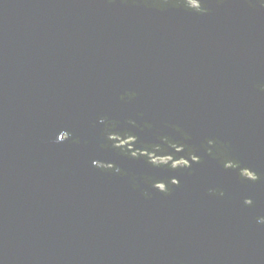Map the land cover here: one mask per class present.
I'll use <instances>...</instances> for the list:
<instances>
[{"label":"water","instance_id":"1","mask_svg":"<svg viewBox=\"0 0 264 264\" xmlns=\"http://www.w3.org/2000/svg\"><path fill=\"white\" fill-rule=\"evenodd\" d=\"M192 2L0 0V264H264V7Z\"/></svg>","mask_w":264,"mask_h":264},{"label":"clouds","instance_id":"2","mask_svg":"<svg viewBox=\"0 0 264 264\" xmlns=\"http://www.w3.org/2000/svg\"><path fill=\"white\" fill-rule=\"evenodd\" d=\"M114 0H108V3H113ZM129 2H131V4H137L138 2H142L144 3L145 5H148V0H121V3L123 4H128ZM198 2H202L203 3V0H198ZM246 2L248 3V0H246ZM192 3V0H152L151 4L148 5L150 7H156V8H163L164 5L168 4V5H171L173 7H181V5L183 4H191ZM215 3L217 5H223L224 3H226V0H215ZM257 3L261 6V7H264V0H257ZM203 5L205 6V4L203 3ZM185 8V7H184ZM206 12H211V9L206 7ZM187 9V8H185ZM188 10V9H187ZM255 87H257L260 91H264V84H257L255 85ZM67 134V130H62L60 131L59 135H58V141L59 142H63V141H67L65 136ZM76 139V138H75ZM73 139V143H74V140ZM85 143H87L85 141ZM94 163V162H93ZM131 186L133 189H136L134 187V181L131 180ZM152 188V187H151ZM153 189V188H152ZM154 190V189H153ZM161 190L162 189V186H161ZM160 193V192H159ZM141 194L147 199V198H151V193L148 192V191H141ZM247 200V199H245ZM244 200V201H245ZM252 200V199H251ZM245 204V203H244ZM257 219V218H256Z\"/></svg>","mask_w":264,"mask_h":264},{"label":"rangeland","instance_id":"3","mask_svg":"<svg viewBox=\"0 0 264 264\" xmlns=\"http://www.w3.org/2000/svg\"><path fill=\"white\" fill-rule=\"evenodd\" d=\"M197 4L198 3L192 2L191 4H188V5H190L191 7H196ZM107 138L110 139V140H114L115 142L118 141V144L121 145V146L127 144L128 147H127L126 150L128 152H130V153L134 152L132 147H129V145H135V138L134 137H131V136H128V135L119 134V135H110ZM113 146L117 148V146L115 144H113ZM119 148H121V147H119ZM119 148H117V149H119ZM171 148H173V150H175V151H179L180 150V147H178V146L171 145ZM141 153L142 154H146L149 157L148 158L149 162H151L153 165H157V162L165 163L167 161L168 157H169V155L152 157L147 151H144V150L141 151ZM132 157L138 158V155H132ZM193 157H194V161H195L196 158H195V156H193ZM187 163H188V161L182 160V161L174 162V163H171V164H172V167L175 168V167H178V166H181V165H186L187 166ZM243 173H247V171H244ZM248 176L250 177L251 173H249ZM172 182L174 183L175 181H172ZM161 186H162V189H163L164 188V184H162V183H157V184L154 185L155 189H157L158 191H162L161 190Z\"/></svg>","mask_w":264,"mask_h":264},{"label":"bare ground","instance_id":"4","mask_svg":"<svg viewBox=\"0 0 264 264\" xmlns=\"http://www.w3.org/2000/svg\"><path fill=\"white\" fill-rule=\"evenodd\" d=\"M110 135H112V134H109L108 136H110ZM128 136H131V137H134L135 138V135H128ZM126 138V137H125ZM162 148H168V149H171L176 155H178V153H179V151H175V150H173V148H171V143L168 141L167 143H164V145H162ZM141 151H143V150H141ZM155 151H158V150H155ZM155 151H154V153H155ZM141 155H142V157L147 161V162H149V160H148V156L146 155V154H142L141 153ZM186 161H188V163H191V162H196V160L194 161V159H192V156L191 157H189V158H187V159H185ZM149 163H151V162H149ZM148 163V164H149ZM166 163V162H165ZM165 163H161V162H157V165L156 166H158V167H160V166H164V164ZM168 171H189V167H186V165H181V166H178V167H172V164L170 163V164H168ZM244 171H249V170H244ZM244 171H242V172H244ZM250 172V171H249ZM247 177V176H246ZM247 178H249V179H253V178H250V177H247ZM165 180H166V183H167V186H168V188H173V187H175V182L173 183L172 181L173 180H170V179H167V178H165ZM164 193H166L165 192V188H163V190H162Z\"/></svg>","mask_w":264,"mask_h":264},{"label":"trees","instance_id":"5","mask_svg":"<svg viewBox=\"0 0 264 264\" xmlns=\"http://www.w3.org/2000/svg\"><path fill=\"white\" fill-rule=\"evenodd\" d=\"M190 6V5H189ZM123 135H125V134H123ZM111 141H113V144H115L116 146H117V148H119V147H121L120 149H121V151L122 152H124V153H127V154H129L130 156H132V155H137L136 154V152H128L126 149H127V147H128V145L126 144V145H123V146H121V145H119L118 144V141L117 142H115L114 140H111ZM172 145V144H171ZM133 149V148H132ZM158 149V148H157ZM149 153H150V155H152V154H154V151L156 150V148L155 147H149Z\"/></svg>","mask_w":264,"mask_h":264},{"label":"flooded vegetation","instance_id":"6","mask_svg":"<svg viewBox=\"0 0 264 264\" xmlns=\"http://www.w3.org/2000/svg\"><path fill=\"white\" fill-rule=\"evenodd\" d=\"M167 142H168V140L165 141V143H167ZM133 147H134V148H133L134 152H136V154H137L138 156L141 155V149L138 148V145H137V144H136V145H133ZM155 148H156V150H158V149H157L158 147H155ZM147 149H149V147H148ZM192 158L194 159L193 156H192ZM227 165L230 166V167H233V164H232V163H227ZM241 173L244 174L245 176L249 177L248 174H249L250 172L247 171V173H243V172L241 171ZM254 177H255V174H251L250 178H254Z\"/></svg>","mask_w":264,"mask_h":264},{"label":"snow or ice","instance_id":"7","mask_svg":"<svg viewBox=\"0 0 264 264\" xmlns=\"http://www.w3.org/2000/svg\"><path fill=\"white\" fill-rule=\"evenodd\" d=\"M262 223H264V221H262Z\"/></svg>","mask_w":264,"mask_h":264}]
</instances>
